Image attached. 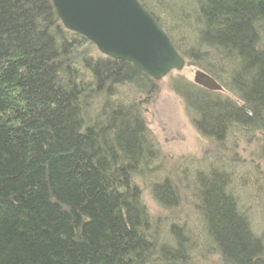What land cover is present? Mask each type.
Instances as JSON below:
<instances>
[{
	"label": "trees",
	"instance_id": "trees-1",
	"mask_svg": "<svg viewBox=\"0 0 264 264\" xmlns=\"http://www.w3.org/2000/svg\"><path fill=\"white\" fill-rule=\"evenodd\" d=\"M140 1L224 88L176 82L198 130L218 144L237 126L264 134V0ZM155 86L64 27L52 0H0V264H189L192 231L174 224L159 244L136 182L156 156L141 104ZM229 180L199 175L194 231L221 264H264ZM152 189L178 200L170 177Z\"/></svg>",
	"mask_w": 264,
	"mask_h": 264
},
{
	"label": "rangeland",
	"instance_id": "rangeland-1",
	"mask_svg": "<svg viewBox=\"0 0 264 264\" xmlns=\"http://www.w3.org/2000/svg\"><path fill=\"white\" fill-rule=\"evenodd\" d=\"M185 60L182 70L175 69L156 80L154 93L141 99L144 101L142 112L155 144L153 155L156 156L141 165L143 173L136 176V182L150 211L153 229L159 233V244L172 243L171 227L174 224L185 225L193 235L189 238L194 245V250L188 251L189 264H221L218 255L204 252L205 239L197 234L204 235L203 221L195 205L196 182L199 175L213 169L228 174L229 192L249 217L255 234L264 239V134L237 126L223 144H218L199 131L185 99L175 88L178 81L195 84L194 75L199 68ZM169 177L178 189V200L163 207L155 200L152 187Z\"/></svg>",
	"mask_w": 264,
	"mask_h": 264
},
{
	"label": "water",
	"instance_id": "water-1",
	"mask_svg": "<svg viewBox=\"0 0 264 264\" xmlns=\"http://www.w3.org/2000/svg\"><path fill=\"white\" fill-rule=\"evenodd\" d=\"M62 25L89 39L98 50L124 59L160 80L182 70L186 60L170 36L140 0H52ZM194 82L213 91L223 86L198 69Z\"/></svg>",
	"mask_w": 264,
	"mask_h": 264
},
{
	"label": "bare ground",
	"instance_id": "bare-ground-1",
	"mask_svg": "<svg viewBox=\"0 0 264 264\" xmlns=\"http://www.w3.org/2000/svg\"><path fill=\"white\" fill-rule=\"evenodd\" d=\"M68 29V28H67Z\"/></svg>",
	"mask_w": 264,
	"mask_h": 264
}]
</instances>
